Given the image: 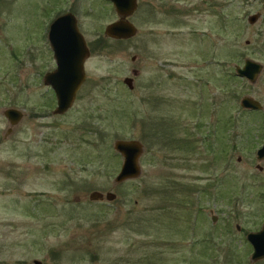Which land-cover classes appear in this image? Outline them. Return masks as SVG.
<instances>
[{"label": "rangeland", "instance_id": "1", "mask_svg": "<svg viewBox=\"0 0 264 264\" xmlns=\"http://www.w3.org/2000/svg\"><path fill=\"white\" fill-rule=\"evenodd\" d=\"M136 1L119 39L103 34L119 18L106 0H0V264H264L245 239L264 221V0ZM68 11L90 53L52 114L46 34ZM244 58L263 64L251 83ZM118 138L143 149L139 177L114 183Z\"/></svg>", "mask_w": 264, "mask_h": 264}, {"label": "water", "instance_id": "2", "mask_svg": "<svg viewBox=\"0 0 264 264\" xmlns=\"http://www.w3.org/2000/svg\"><path fill=\"white\" fill-rule=\"evenodd\" d=\"M114 6L117 13L116 20L104 25L103 34L111 38H130L136 32V25L128 21V17L132 14L133 10L137 8L136 0H106ZM258 14L251 13L247 17L248 22L256 21ZM77 19L70 11L59 13L48 25V32L46 38L49 41V47L53 51V59L56 65L52 70L46 72L41 77L42 82L50 86L52 92L55 94V107L51 113L63 114L67 108L72 107L73 100L76 95L77 89L84 83L85 70L83 63L85 57L90 53L86 45V40L79 31L76 25ZM135 60L134 56H131ZM260 62L254 59H243L241 66L234 65V71L239 77H245L250 83L256 76L259 75L262 68ZM138 69L131 70V76L126 75L123 82L127 87L132 88L133 78ZM242 108L249 110L261 109L262 104L257 99L250 97L248 94L243 95L238 103ZM3 115L7 117L10 125L18 122L22 118V113L16 107L5 108L2 111ZM113 150L121 154V166L117 171V175L113 178L114 183H119L122 180L131 179L132 177H139L140 164L138 158L142 153L143 143L133 138L123 139L118 138L113 141ZM255 156L258 160H264V140L257 148ZM259 167L260 164H256ZM89 199L100 200L105 198L111 200L115 198L113 191H97L90 190L88 193ZM246 241L251 243V256L250 261H256L264 256V221L260 224V228L250 230L245 235ZM35 264H40L38 260H34Z\"/></svg>", "mask_w": 264, "mask_h": 264}, {"label": "flooded vegetation", "instance_id": "3", "mask_svg": "<svg viewBox=\"0 0 264 264\" xmlns=\"http://www.w3.org/2000/svg\"><path fill=\"white\" fill-rule=\"evenodd\" d=\"M249 59V58H248ZM137 69V68H136ZM138 71H139V69H138ZM137 71V72H138ZM259 76V75H258ZM249 82V81H248ZM250 83V82H249ZM250 97H252V98H255V99H257L258 100V98H256L255 96H251V95H249ZM258 102L259 103H261L259 100H258ZM262 104V106H263V103H261ZM248 109V108H247ZM259 109V108H258ZM258 109H254V110H258ZM262 109V108H261ZM261 109H259V110H261ZM254 110H249L248 109V111H254ZM3 111V110H2ZM6 119H7V117H6ZM8 122V121H7ZM8 124H9V122H8ZM15 124V123H14ZM13 125V124H12ZM12 125H10L9 124V128H7L6 129V131H5V134L4 135H8L11 131H12ZM187 140V139H186ZM190 141V140H189ZM191 142V141H190ZM260 167H261V165H260ZM211 220H214V218L213 217H211ZM251 244V243H250ZM252 245V244H251ZM250 245V246H251ZM251 250H252V248H251ZM251 250H250V252H251ZM252 253V252H251ZM250 256H251V254H250ZM250 256H249V258H250ZM261 258H264V256L263 257H261ZM250 260V259H249ZM258 260H261V259H258ZM258 260H256V261H258ZM32 262H33V259H32ZM35 264V263H34Z\"/></svg>", "mask_w": 264, "mask_h": 264}]
</instances>
